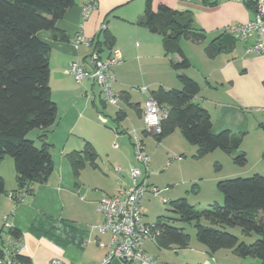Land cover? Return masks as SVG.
<instances>
[{
  "label": "crops",
  "instance_id": "crops-1",
  "mask_svg": "<svg viewBox=\"0 0 264 264\" xmlns=\"http://www.w3.org/2000/svg\"><path fill=\"white\" fill-rule=\"evenodd\" d=\"M91 1L77 0L58 20L55 30L40 33L51 47L50 80L54 74V101L58 106L57 120L46 131L53 172L45 183L35 185L33 193L17 203L20 189L14 159L7 155L0 162L6 189L0 197V245L5 239L2 228L8 222L20 231L18 254L28 257L29 264H50L54 258H61L66 264L100 262L107 253L111 235L98 231L103 216L97 203L102 196L115 195L119 187L130 183L132 166L141 168L147 183L163 188L162 194L167 193L172 199L188 200L192 191L196 196L206 193L217 202L223 199L218 181L227 176L220 175L215 168H223L219 157L226 159L227 152L216 149L197 156V145H186L179 127L161 139L145 128L144 107L153 96L151 91L183 87L180 74L199 83L201 90L194 101L211 114L213 132L230 130L235 138H240L239 148L246 153L247 162L234 165L231 170L264 176V114L260 111L264 108V55L247 54V44L240 40L234 39L227 46L216 44L225 34V27L253 19L254 6L244 0H210L214 2L210 5L202 0H152V12H158L162 4L167 5L188 19L190 31L203 35L198 40L180 37V47L190 64L177 68L175 63L182 57L176 52L167 53L162 32L138 22L146 14L147 0H94L95 8L84 18L83 5ZM81 25L85 36L96 42L76 47ZM103 27L111 34L112 44L100 33ZM116 50L122 61L113 68V89L118 97L113 104L105 99L94 80L78 81L67 70L75 61L90 68V54L94 51L107 57ZM55 92L52 86L53 97ZM38 130L39 140L44 131ZM134 130L144 140L151 166L166 171L155 179L151 178L154 171L147 175L144 166L135 160ZM87 144L93 146L96 158L75 171L69 154L83 152ZM186 152L192 158L188 159ZM214 155L217 158L212 159ZM201 162L209 169L206 173L200 169ZM143 215L146 223L156 222H148L144 212ZM200 246L197 248L202 252H210L206 245ZM144 248L154 258L162 253L151 238L144 240ZM187 248L163 249L178 252ZM159 258L156 259L163 264H173L167 257ZM18 263L24 264L19 260ZM111 264L124 263L113 260Z\"/></svg>",
  "mask_w": 264,
  "mask_h": 264
},
{
  "label": "trees",
  "instance_id": "trees-1",
  "mask_svg": "<svg viewBox=\"0 0 264 264\" xmlns=\"http://www.w3.org/2000/svg\"><path fill=\"white\" fill-rule=\"evenodd\" d=\"M147 0V25H156L165 37L167 53L181 55L177 68L189 67V60L182 51L181 36L198 40L202 34L190 31L189 22L180 26L174 20L181 15L167 5H161L158 12H152ZM77 0H0V162L10 155L13 157L19 189L33 193L34 186L45 183L53 172V160L46 131L56 122L57 103L51 95L50 55L51 47L40 36L42 31L55 30L59 19ZM95 3V1L93 0ZM205 4H214L202 0ZM255 8V3H247ZM105 41L112 44V36L103 28ZM64 37V35H62ZM96 39L93 38V44ZM183 87L151 91L153 97L169 109V117L163 122L158 139L179 127L184 138L197 145V156L222 149L232 155L238 165L247 162L246 153L240 150V138H235L230 130L214 133L209 111L195 102L201 87L186 74L179 75ZM34 129H42L41 145L28 138ZM96 152L87 144L83 152L70 153L69 158L75 171L86 161H93ZM223 194V203H210L197 209L186 198L172 201V211L179 218L158 216L154 223L158 231L156 243L160 248L189 247L191 236L183 227L173 224V220L195 222L199 242L207 246L211 253L222 248L232 249L243 257H254L264 264V176H236L218 181ZM6 192L5 182L0 175V197ZM18 196H16V199ZM21 200H17V203ZM203 221L210 225L203 224ZM238 226L246 235L256 234L252 243L240 241L235 234L222 229ZM222 227V228H219ZM9 234L21 238L17 229ZM16 259L29 264V258L18 254Z\"/></svg>",
  "mask_w": 264,
  "mask_h": 264
},
{
  "label": "built area",
  "instance_id": "built-area-1",
  "mask_svg": "<svg viewBox=\"0 0 264 264\" xmlns=\"http://www.w3.org/2000/svg\"><path fill=\"white\" fill-rule=\"evenodd\" d=\"M95 8L93 1L83 5V17L87 18ZM104 28V27H103ZM224 33H229L235 40L246 42L245 52L247 54L264 55V0H256L254 18L246 23L228 25ZM92 38H87L83 33V26L75 39L76 47L82 44L91 45ZM122 61L118 50L103 57L99 51L90 54V68H85L77 61L71 63L67 72L72 74L78 81L85 79L94 80L101 87L105 99L113 104L117 103L118 97L113 89L115 74L113 68ZM146 90V89H144ZM260 111L264 114V108ZM169 117V109L161 104L153 96L145 102L144 121L145 128L149 133L158 136L162 132L163 122ZM133 147L135 159L146 169L147 175L151 169V156L145 151V143L140 134L133 131ZM170 160L163 167L170 164ZM118 170H121L118 167ZM142 169L132 166L130 169V183L125 187H119L115 195H104L97 203V210L103 216V221L97 225L101 233L108 232L111 235L108 250L103 259L98 263L111 264L113 260H119L124 264H163L148 253L144 248V240L147 238L156 239L158 231L154 224L144 221L141 209L142 197L151 192L159 195L162 190L157 186H150L146 178L142 177ZM28 192L20 189L19 200H23ZM12 195V194H11ZM16 199V201L18 200ZM167 203V199H163ZM7 218V215L4 217ZM13 229L12 225L6 222L2 228L5 237L0 245V264H19L16 255L19 251V239L9 234ZM50 264H66L61 258H54Z\"/></svg>",
  "mask_w": 264,
  "mask_h": 264
},
{
  "label": "rangeland",
  "instance_id": "rangeland-1",
  "mask_svg": "<svg viewBox=\"0 0 264 264\" xmlns=\"http://www.w3.org/2000/svg\"><path fill=\"white\" fill-rule=\"evenodd\" d=\"M184 41H186V40H184ZM50 85H51V87L53 86V89L55 92L56 86L54 83V74H52V78L50 80ZM55 98H56V92L54 94L53 100H56ZM39 132H40V130L34 129L28 134V138H32L33 140H35L37 146H40V142H39L38 136H37V134ZM182 139H183V141H185L186 145H188V146L192 145L187 140H184V138H182ZM174 141L177 142L175 140V138H174ZM218 151H222V149H218ZM186 154H187L188 159L192 158V156L190 155L191 153L186 152ZM215 155L213 156L212 159L217 158ZM224 155H225L226 159L219 157V160L221 162V163L220 162L219 163L221 165H223V168H220V167H217V169L215 168V171L220 172V175H226L227 176L226 178H232V177H236V176L247 177V176H251L254 174L251 171H247V172L241 173V174L234 173V171L231 170V167H233L234 165H237V164L234 162L232 156H229L227 153H225ZM150 167H151V169H153L152 171H154L151 174L152 179H155V177H158L157 175H160V174H163L166 172V171L161 172L160 168L158 169L154 166L153 167L150 166ZM200 169L203 170V173H206L207 170H209V169H206L204 162H201ZM235 169H238V168H235ZM246 169H248V168H246ZM190 174H191V172H190ZM163 176L164 175H162L161 177H163ZM202 182H199V183L201 185H204L205 182L204 183H202ZM188 184L190 186H192L193 183L189 181ZM159 188L163 189L161 187H159ZM163 196L168 197L167 203L163 202ZM172 198L173 197L169 196L167 193H165L163 195L162 192L159 193V195L150 194L149 192L146 193V195L144 196V198L142 200L143 201V204H142L143 211L142 212H144L146 214L145 217L148 220V222L153 223L156 220V218L158 216H161V215L168 216L170 218H177L178 219L179 218L178 214H176L175 212L172 211L171 203H172V201L175 200ZM188 201L194 205L196 204L195 206L197 209H203L206 206H208L210 203L217 202V199H215V197H208L206 195V193L201 194L200 196H196V194L192 191V192H190V195L188 196ZM223 201H224L223 199H220V201H218V202L222 204ZM173 224L176 226H179V227H183L184 230L187 233H189V235L191 236L189 248L179 250L178 252L175 250H171V249L161 248V249H159L162 252L161 254L158 255V253H155L158 255V257L156 256V258H159V256H160V258H162V259L159 258L160 260H163V258L167 257L168 260H170V262L173 264H251V263H260V260L258 258H254V257H250V256H248V257L239 256L236 253H234L232 249H229V248L219 249L215 254H213L211 252L208 253L206 250L202 252L201 248H197V246L198 245H201L200 247H205V246L202 243H200L199 240L197 239V235H196L197 229L195 227V222H187V221L174 219ZM203 224L210 225L206 221L205 222L203 221ZM219 228H222V227H219ZM222 229H225V230L235 234L236 236H238L240 241H245L247 243H252L257 238L256 234H254V233L252 235L244 234L242 232V229L238 226H226L225 228H222ZM187 251H189V252L187 253Z\"/></svg>",
  "mask_w": 264,
  "mask_h": 264
},
{
  "label": "water",
  "instance_id": "water-1",
  "mask_svg": "<svg viewBox=\"0 0 264 264\" xmlns=\"http://www.w3.org/2000/svg\"><path fill=\"white\" fill-rule=\"evenodd\" d=\"M244 2L245 3H249V2L255 3L256 0H244ZM174 20L180 26H186L187 23H188V19H185V18H182V17H175ZM138 22L139 23H147L148 22L147 15L146 14L142 15L139 18ZM152 30L155 31V32H161V31H159V28L156 25L152 26ZM233 40H234V38H233V36L231 34L225 33L221 37V39L216 42V44L217 45L222 44L224 46H227L229 43L233 42Z\"/></svg>",
  "mask_w": 264,
  "mask_h": 264
}]
</instances>
